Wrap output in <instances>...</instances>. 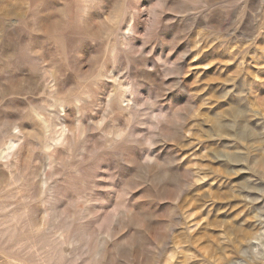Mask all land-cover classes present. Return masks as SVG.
Here are the masks:
<instances>
[{"label": "clouds", "instance_id": "1", "mask_svg": "<svg viewBox=\"0 0 264 264\" xmlns=\"http://www.w3.org/2000/svg\"><path fill=\"white\" fill-rule=\"evenodd\" d=\"M260 7L264 9V0ZM145 11L147 29H136L143 44L137 39L135 47L121 46L152 70L148 82L140 86V98L134 102L124 98L132 88L121 80L123 72L101 77L120 93L126 115L119 134L114 131L102 137L97 147L90 148L81 138L75 149L80 161L76 179L64 164L71 144L49 151L39 130L27 123L25 131L13 126L0 140V251L7 258L24 243L34 242L15 264H96V248L86 233L99 235L96 227L113 203L123 208L112 226L113 246L130 238L150 240L154 255L149 264H170L165 240L174 241L171 229L177 225L158 222L184 215V202L177 199L178 193L160 190L156 176L172 164L184 172V187L190 189L198 177L190 171L192 165L185 164L186 150L197 143L198 134L205 139L219 135L225 138L221 143L234 141V163L264 181V13L257 25L249 20L246 0H180L175 7L156 3L154 8H145L140 0H112L110 5L102 0L93 30L102 25L105 39L130 36L134 22ZM213 52L223 55L213 64H232L235 71L225 75L229 70L222 68L213 79L223 87L210 90L212 81L193 76V66L211 67L196 62ZM113 94L108 91L105 103ZM100 115L107 122L113 114L104 106ZM222 120L228 122L222 124ZM253 150L259 151L260 159L249 164ZM89 152L94 154L92 159ZM106 180L111 181V199L103 190ZM248 191L264 196L258 188ZM53 193L59 194L54 197ZM97 197L107 201L103 210ZM169 203L175 207L162 215ZM145 206L154 208L156 215H145V227H140L138 217ZM149 221L152 227H147ZM251 239L264 256V231ZM171 250L177 252L178 247ZM132 259L129 255L126 264Z\"/></svg>", "mask_w": 264, "mask_h": 264}, {"label": "rangeland", "instance_id": "2", "mask_svg": "<svg viewBox=\"0 0 264 264\" xmlns=\"http://www.w3.org/2000/svg\"><path fill=\"white\" fill-rule=\"evenodd\" d=\"M106 2L110 5L112 0ZM101 3L102 0H0V140L13 126L25 131L27 123L39 130L43 146L49 151L63 150L71 144L64 164L73 179L80 171L75 149L81 138L95 148L102 143V137L122 130L126 114L122 111L120 93L101 77L123 72L121 80L132 88L130 93H124V98L135 102L140 98V86L148 82L147 74L152 71L121 46L127 43L135 47L137 39L143 44L136 29H147V11L137 17L132 35L105 39L102 25L93 30ZM140 3L145 8H154L156 3L175 7L180 0H140ZM246 6L250 22L254 20L258 25L257 18L264 13L261 0H246ZM221 58L223 55L216 52L205 54L196 63L211 67L193 66V76L212 81L208 85L210 90L223 87L213 79L221 75L222 68L229 70L225 75L235 71L232 64L212 63ZM109 90L114 94L105 103ZM152 95L150 92L149 97ZM104 106L113 114L107 122L100 115ZM196 139L197 143L186 150L185 164H191L190 171L198 177L190 189L184 187L187 183L184 172L175 170L172 164L160 169L156 176L160 190L178 193L177 199L184 202V215H172L169 220L158 222L160 226L177 225L171 229L174 241L165 240L164 250L171 256L170 264H262L260 245L251 237L264 231V196L248 189L264 190V181L255 172H247L246 166L234 163V141L221 143L225 138L219 135L205 139L198 134ZM93 155L89 152L88 159ZM259 159L258 150L248 156L249 164ZM110 188L111 181L106 180L103 190L109 199ZM58 194L53 193L54 197ZM97 203L103 210L107 201L97 197ZM174 207L169 203L162 215ZM122 211L119 203H113L96 227L99 235L86 233L88 242L96 248V264H126L129 255L133 257L131 264H149L154 255L152 241L130 238L118 247L111 243L112 226ZM140 211L138 224L145 227L143 217L156 213L147 206ZM241 212L243 216H238ZM257 214L261 219H247ZM42 224L43 221L41 227ZM181 224L185 226L180 227ZM147 227H152L151 221ZM32 243H24L7 258L0 251V264L6 259L8 264H15ZM173 246L178 247L177 252L171 250Z\"/></svg>", "mask_w": 264, "mask_h": 264}, {"label": "snow or ice", "instance_id": "3", "mask_svg": "<svg viewBox=\"0 0 264 264\" xmlns=\"http://www.w3.org/2000/svg\"><path fill=\"white\" fill-rule=\"evenodd\" d=\"M157 7H159V5H157Z\"/></svg>", "mask_w": 264, "mask_h": 264}]
</instances>
